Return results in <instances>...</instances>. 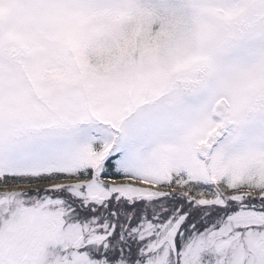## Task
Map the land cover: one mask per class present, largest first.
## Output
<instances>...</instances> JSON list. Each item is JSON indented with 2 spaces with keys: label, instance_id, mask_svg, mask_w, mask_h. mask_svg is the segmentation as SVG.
Wrapping results in <instances>:
<instances>
[{
  "label": "snow or ice",
  "instance_id": "snow-or-ice-1",
  "mask_svg": "<svg viewBox=\"0 0 264 264\" xmlns=\"http://www.w3.org/2000/svg\"><path fill=\"white\" fill-rule=\"evenodd\" d=\"M0 264H264V0H0Z\"/></svg>",
  "mask_w": 264,
  "mask_h": 264
}]
</instances>
